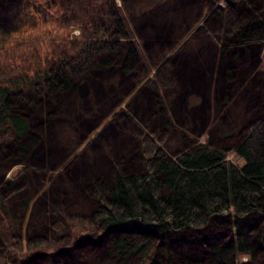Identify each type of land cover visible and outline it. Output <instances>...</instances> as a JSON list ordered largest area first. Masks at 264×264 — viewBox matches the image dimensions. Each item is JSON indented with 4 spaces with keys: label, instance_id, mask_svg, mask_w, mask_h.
Masks as SVG:
<instances>
[{
    "label": "rangeland",
    "instance_id": "rangeland-1",
    "mask_svg": "<svg viewBox=\"0 0 264 264\" xmlns=\"http://www.w3.org/2000/svg\"><path fill=\"white\" fill-rule=\"evenodd\" d=\"M96 1L0 0V79L5 73L28 71L29 64L51 65L57 59L52 55L56 45L75 47L79 42L106 37L110 28L102 25L96 29L91 19ZM157 1L115 0L144 60L134 55L130 71L122 68L127 43L111 64L84 66L89 72L73 80L78 84L56 93L55 100L68 106L67 113H51L58 105L46 98L40 109L32 111V104L26 107L18 99L30 130L38 137L22 155L9 156L15 142L6 139L7 132L0 143L10 151L0 164V264H95L102 258L98 241L106 238L87 226L92 203L88 187L107 178L113 162L128 169L136 167L137 141L142 133L170 155L193 144L229 148L246 123L264 110V39L251 42L248 53L239 52L238 60L220 48L226 20L243 10L247 0ZM217 6L221 13L213 11ZM122 34L130 39L124 31ZM71 53L74 56L76 49ZM75 58L68 63L74 64ZM245 62V77L242 73L237 83L232 81L234 88H228L226 81L222 85L223 68L230 66L236 74ZM190 69L200 81L205 80L204 91L191 85ZM187 75L190 89L186 88ZM22 96L27 101L38 99L32 88L25 89ZM123 140L122 146H115ZM227 157L236 165L242 162L232 153ZM70 217L72 223L67 227L53 229L54 223ZM231 220L230 213H218L202 227L175 234L171 247L179 257H190V251L198 250L190 242L199 237L234 241L237 229ZM244 221H238L240 230L248 229L249 222ZM17 238L41 243L25 250L19 248ZM232 259L234 264H264L235 251ZM167 261L162 255L158 259L159 264H169ZM109 262L105 259L96 264ZM126 264L135 263L131 259Z\"/></svg>",
    "mask_w": 264,
    "mask_h": 264
},
{
    "label": "trees",
    "instance_id": "trees-1",
    "mask_svg": "<svg viewBox=\"0 0 264 264\" xmlns=\"http://www.w3.org/2000/svg\"><path fill=\"white\" fill-rule=\"evenodd\" d=\"M129 1L133 3L135 0ZM92 9L91 19L95 28L100 29L102 25L110 28L106 37L79 42L80 45L75 47L71 43L67 47L56 45L52 55L57 59L60 57V60H50L51 65L43 64L44 67H38L39 63L36 67L29 64L28 71L15 75L5 73L0 79V139L2 141L7 132L9 136L6 139L12 138L15 142L9 156L28 153L38 137L30 130L28 117L22 113L18 99L23 100L26 107L32 104L29 107L32 111L40 109V103L46 98L58 105L51 113H67L68 106L66 108L59 99L56 101L54 96L68 90L72 84H78L79 81L73 80H80L89 72L82 69L84 66H108L116 59L121 46L127 43L129 50L123 70L128 72L132 69L131 58L134 55L144 61L136 42L130 38L124 14L115 0H98ZM213 11L221 13L222 10L217 6ZM226 21L221 31L220 48L222 52H230L233 60H238L239 52L248 53L251 42L264 39V0H247V6L230 15ZM123 31L130 39L122 38ZM74 49L82 56L76 53L73 56L71 52ZM68 53L72 55L62 59ZM76 56L74 64L70 65ZM239 59L245 61L246 57L245 60ZM239 66L241 68L236 74L230 66L223 68L222 85L226 81L228 88H234L236 85L231 82L237 83L242 73L245 77L247 62ZM190 73L191 85L204 91L205 80L200 81L195 70L190 69ZM190 76L187 75V87L184 86L189 89ZM244 77L242 80L246 79ZM39 86L40 89L37 88ZM27 88H32L38 99L25 100L22 95ZM236 94L237 90L234 96ZM222 101L225 103L226 97L223 96ZM118 141L115 146L119 147L125 140ZM7 152L10 151L0 145V164L8 156ZM228 153L240 158L241 164L236 165L227 157ZM135 156L136 167L128 169L119 162H113L107 178L97 179L88 187L92 203L87 226L106 238L98 241L102 258L93 263L108 259L111 264H126L133 259L135 264H159L158 259L162 255L167 257L169 264H234V251L264 263V110L246 123L229 148H220L212 143L193 144L170 155L150 135L142 133ZM221 212L232 216V226L237 229L234 241L210 235L199 237L190 242L194 247L198 246V250L190 251V257H179L171 247L173 236L185 229L202 227L210 217ZM252 217L259 220L255 223ZM69 219L60 221L58 225L54 223L53 229L58 231L67 227L66 224L72 223V217ZM240 220L249 222L248 229L237 227ZM78 223L84 224L82 221ZM16 241L19 248L23 246L25 250L41 243L31 239L22 241L17 238Z\"/></svg>",
    "mask_w": 264,
    "mask_h": 264
}]
</instances>
